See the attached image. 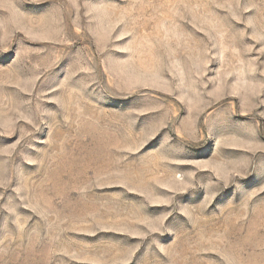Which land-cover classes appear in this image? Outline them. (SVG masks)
<instances>
[{
  "label": "rangeland",
  "instance_id": "374dc122",
  "mask_svg": "<svg viewBox=\"0 0 264 264\" xmlns=\"http://www.w3.org/2000/svg\"><path fill=\"white\" fill-rule=\"evenodd\" d=\"M0 264H264V0H0Z\"/></svg>",
  "mask_w": 264,
  "mask_h": 264
}]
</instances>
